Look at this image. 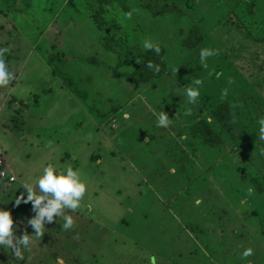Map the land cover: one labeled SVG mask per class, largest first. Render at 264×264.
Instances as JSON below:
<instances>
[{"label":"rangeland","instance_id":"rangeland-1","mask_svg":"<svg viewBox=\"0 0 264 264\" xmlns=\"http://www.w3.org/2000/svg\"><path fill=\"white\" fill-rule=\"evenodd\" d=\"M157 1L0 0L10 74L0 86V171L8 174L0 208L17 236L33 235L31 204L15 206L23 184L49 164L70 165L87 189L80 208L64 209L70 229L54 217L23 260L0 249V264H115L139 252L195 264V245L219 260L264 264V197L251 182L264 186V0H175L183 15L156 16L144 6ZM194 27L204 36L189 47ZM145 40L165 48L168 73L151 85L116 78L115 69L134 71L129 54ZM202 49L213 53L207 68ZM59 52L68 61L55 75L47 57ZM195 79L199 97L188 104L184 88ZM225 103L234 137L213 117ZM162 110L167 128L156 126ZM200 119L222 131L220 147L193 137Z\"/></svg>","mask_w":264,"mask_h":264},{"label":"clouds","instance_id":"clouds-1","mask_svg":"<svg viewBox=\"0 0 264 264\" xmlns=\"http://www.w3.org/2000/svg\"><path fill=\"white\" fill-rule=\"evenodd\" d=\"M130 15V14H129ZM143 47L147 51H155L157 54L160 48L149 40H145ZM7 49H0V52H7ZM200 61L203 67L207 68L205 56L213 55L208 49L200 51ZM152 68L153 65H147ZM159 71V68H156ZM9 72L6 68L5 60L0 56V86L9 83ZM196 87H185L184 97L188 104H193L199 97V85L202 81L195 79L192 82ZM171 123V119L163 110L159 112L156 119V126L167 128ZM258 134L261 140H264V116L257 120ZM23 191L15 196V206L23 204H31L32 211L35 216L28 220V226L33 230V235L27 232L21 236L15 234V227L11 212L0 208V249L15 257L16 261L24 259L22 249L27 250L33 237H40L45 229L46 223H52L54 217L63 216V229L67 230L73 226V218L64 215V209L72 211L80 208V202L86 193V184L81 180L79 172L74 170L70 165L63 169L49 164L43 168L34 183H25L22 185ZM199 203V201H197ZM252 254L251 249H245L243 256L247 257ZM57 264H63V260L57 258ZM149 264H156L154 256L149 257Z\"/></svg>","mask_w":264,"mask_h":264},{"label":"trees","instance_id":"trees-1","mask_svg":"<svg viewBox=\"0 0 264 264\" xmlns=\"http://www.w3.org/2000/svg\"><path fill=\"white\" fill-rule=\"evenodd\" d=\"M179 3H183L186 0H176ZM175 0H159L153 4H147L144 7L150 11L152 14L159 15H169V14H178L183 15L182 9L179 4ZM192 2H196L198 0H190ZM196 31L194 30V35L190 36L186 40V44H190V46L195 47L198 42L202 40L203 33L198 27ZM160 52L157 54L155 51H147L142 50L139 47H133L129 58L131 59L132 64L134 65V71L131 73H119L118 69L114 70V76L116 78H126L131 83L134 84H145L151 85L156 81L161 79L168 73V66L165 59V48L163 46H159ZM59 61L61 63L60 67H56V62ZM68 58L64 53H55L50 54L47 57L48 65L54 68L53 73L55 75H62L63 65L67 63ZM65 62V63H64ZM151 63L153 65L152 68H149L147 65ZM121 64V63H120ZM118 64V68L122 65ZM159 68V71H156V68ZM74 92L78 93L76 90ZM224 107V109H223ZM222 110V111H221ZM225 110L227 112H223ZM213 117L219 124L222 125L223 130L227 133L228 136L234 137V121L233 117L230 113L229 104L225 103L224 106H218L213 110ZM191 133L193 137L200 139L203 143L208 146L218 148L220 147L222 140V131H219L211 122L206 119L198 120L192 127ZM253 180V184L256 186L255 192H252L254 195L259 194L264 197V186L261 185L260 181L257 178L251 179ZM261 203V202H259Z\"/></svg>","mask_w":264,"mask_h":264},{"label":"crops","instance_id":"crops-1","mask_svg":"<svg viewBox=\"0 0 264 264\" xmlns=\"http://www.w3.org/2000/svg\"><path fill=\"white\" fill-rule=\"evenodd\" d=\"M0 166H1V160H0ZM15 182H16V179H15ZM151 192L154 193V190L153 191L151 190ZM123 247H124V245H123ZM126 247H127V245H126ZM134 247H138V246H133L132 248L134 249ZM195 247L197 249L196 255H199L198 257L192 258V260L193 259L195 260L194 261L195 264H241V261L235 262L234 259H232V260L226 259V258L221 259V260L216 259V257L213 255V252L209 249V245H195ZM134 251H135V249H134ZM140 253L141 252L136 253V257H133V262L131 260H129V262H127V259L121 260V258H119L118 260H115V261H117L118 264H149V257L151 256V254H150V256L147 255L146 257L144 256V258H139V257H141ZM156 257H158V258H156V264H181V263H178V262H181V260L180 259H173L174 257L173 258L170 257V259L161 258L158 255ZM229 261H231V262H229ZM117 263H115V264H117ZM248 263L251 264V262H247V260H245L244 262L242 261V264H248ZM63 264H65L64 260H63Z\"/></svg>","mask_w":264,"mask_h":264},{"label":"built area","instance_id":"built-area-1","mask_svg":"<svg viewBox=\"0 0 264 264\" xmlns=\"http://www.w3.org/2000/svg\"><path fill=\"white\" fill-rule=\"evenodd\" d=\"M8 174L6 173V171L5 170H1L0 171V177L2 178V179H7L8 178V176H7ZM9 181L12 183V182H15V178L14 177H10L9 178Z\"/></svg>","mask_w":264,"mask_h":264}]
</instances>
